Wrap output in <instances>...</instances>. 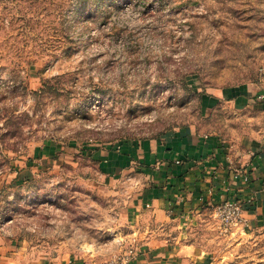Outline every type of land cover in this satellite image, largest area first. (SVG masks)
Masks as SVG:
<instances>
[{
    "label": "rangeland",
    "instance_id": "1",
    "mask_svg": "<svg viewBox=\"0 0 264 264\" xmlns=\"http://www.w3.org/2000/svg\"><path fill=\"white\" fill-rule=\"evenodd\" d=\"M263 71L264 0H0V264L126 254L141 171L106 154L183 127L246 144L264 107L225 95ZM210 215L197 254L264 264V227Z\"/></svg>",
    "mask_w": 264,
    "mask_h": 264
},
{
    "label": "crops",
    "instance_id": "2",
    "mask_svg": "<svg viewBox=\"0 0 264 264\" xmlns=\"http://www.w3.org/2000/svg\"><path fill=\"white\" fill-rule=\"evenodd\" d=\"M263 93L264 83L258 82L225 96L247 104L250 94ZM102 164L108 170L141 171L142 190L130 209L139 247L129 264H210L184 233L186 227L205 226L214 206L226 199L250 200L243 212L246 224L236 233L264 227V132L246 144L230 145L213 133L183 127L140 146L109 151ZM58 264L101 263L79 255Z\"/></svg>",
    "mask_w": 264,
    "mask_h": 264
},
{
    "label": "built area",
    "instance_id": "3",
    "mask_svg": "<svg viewBox=\"0 0 264 264\" xmlns=\"http://www.w3.org/2000/svg\"><path fill=\"white\" fill-rule=\"evenodd\" d=\"M259 82L264 83V71L263 77ZM257 99L264 106V93L258 94ZM249 202L250 200L243 202L239 199L230 198L214 206L213 218L218 223L220 233L232 232L233 230L241 229L245 226L246 220L243 218V212L246 206L245 204ZM138 247L139 243L137 239L133 237L131 247L126 254L115 256L108 261H104L103 264H129L138 251Z\"/></svg>",
    "mask_w": 264,
    "mask_h": 264
},
{
    "label": "trees",
    "instance_id": "4",
    "mask_svg": "<svg viewBox=\"0 0 264 264\" xmlns=\"http://www.w3.org/2000/svg\"><path fill=\"white\" fill-rule=\"evenodd\" d=\"M15 2H17V1H15ZM46 92H47V90H46V91H43L44 94H45ZM12 118H13L12 116H11V118L9 117V119L5 122V126H7V125L10 126V125H12V123H13V122H11ZM3 135H12V134H11V132H6V133L3 134Z\"/></svg>",
    "mask_w": 264,
    "mask_h": 264
}]
</instances>
